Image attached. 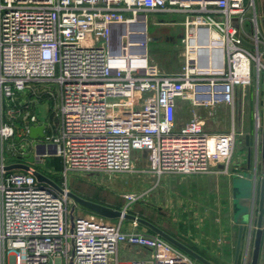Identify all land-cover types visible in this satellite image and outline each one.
Listing matches in <instances>:
<instances>
[{"label":"built area","instance_id":"built-area-1","mask_svg":"<svg viewBox=\"0 0 264 264\" xmlns=\"http://www.w3.org/2000/svg\"><path fill=\"white\" fill-rule=\"evenodd\" d=\"M158 13L183 17L173 20L184 27V63L174 73L149 58V16ZM263 78L256 0H0V264H121L122 243L150 249L149 259L127 264H196L153 231L73 211L70 197L33 170L44 172L55 151L65 180L72 172L228 171L238 133L209 131L196 113L179 125L178 100L234 106L239 89ZM47 102L57 129L37 115ZM18 121L26 136L11 157ZM42 124L45 137L32 138L30 127ZM135 149L147 151L150 167L135 165ZM27 154L30 170L4 169Z\"/></svg>","mask_w":264,"mask_h":264},{"label":"rangeland","instance_id":"rangeland-1","mask_svg":"<svg viewBox=\"0 0 264 264\" xmlns=\"http://www.w3.org/2000/svg\"><path fill=\"white\" fill-rule=\"evenodd\" d=\"M257 9L264 33V0H257ZM165 16L166 14L161 13L149 16L148 51L162 71H178L182 67L179 56L184 49L182 37L169 41L166 27L172 22H153L154 18L162 19ZM174 16L175 19H183L177 14ZM259 88L256 83H253L245 89H239L234 106L225 102L217 103L214 107L194 106L197 108L193 112L190 111L191 113H188L185 103L179 107L177 113L179 125L189 121L196 113L203 120V126L207 130L228 132L235 129L238 133L228 171L224 172L226 177L232 172L245 168L247 164L245 137L257 130L258 119L261 125L264 122V91L262 85L260 90ZM49 106V103L39 105L37 115L42 121L49 118L53 128L57 129V117L54 112H51ZM6 119L12 120L13 118L8 115ZM17 124V134L9 141L8 152L11 157L12 149L21 150L26 136L21 123L18 121ZM20 154L21 152L16 156L19 157ZM133 158L138 168L151 166L146 150L135 149ZM40 168L51 178L60 183L66 182L71 190H77L84 196L117 208H125L129 212L148 218L190 244L195 245L197 241L203 242L205 246H199L202 250L222 247V243H225L224 235L227 233H230V236L227 235L229 238L225 246L227 245L226 247L230 250L237 246V228L233 221V196L229 185L221 186L224 180H221L220 188L217 182L212 187H204L206 183L197 180V177L172 173L159 176L152 173L108 175L72 172L65 180L62 174V161L55 151L50 153ZM247 182L251 189L249 194H251L253 182L251 180ZM128 192L135 193L137 197L132 204H128L125 198ZM79 213L84 214L85 212L79 211ZM123 223L126 230L151 231L146 226L139 223L135 225L127 219ZM262 246H264V240ZM195 263L198 262L195 260Z\"/></svg>","mask_w":264,"mask_h":264},{"label":"crops","instance_id":"crops-1","mask_svg":"<svg viewBox=\"0 0 264 264\" xmlns=\"http://www.w3.org/2000/svg\"><path fill=\"white\" fill-rule=\"evenodd\" d=\"M178 16H181V15H178ZM174 17L175 16L166 15L165 18H162V20L172 22L169 25L167 24L168 26L166 27L167 28L166 31L168 34L167 39L169 41L177 40V38L180 39V37H183V34H184L183 25L173 22V20H178V19H175ZM178 21H181V19H179ZM153 38L155 39L154 36H153ZM169 44L175 45L176 43H169ZM182 45L184 47L183 43H182ZM148 54H149L150 60L154 63H157L153 59V57L149 51H148ZM179 54H180L179 56L181 58L182 65H183V63H184V49ZM164 72L174 73L177 71H164ZM261 85L263 86V91H264V78L262 79V82L260 84V88H261ZM260 88H259V90H260ZM184 103L187 106L188 113L193 112L195 110V108H197V107H194L195 105L192 103V101L190 99H180V100H178L177 113H178L180 105H182ZM189 117H190V115H189ZM258 124H260L259 119H258ZM263 131H264V122L262 125L260 124V127L258 130H256L254 133L252 132V134L249 135V137H250L249 144L247 143V139L245 137V139H246L245 140L246 141L245 154L247 155V164H246L244 169H239L236 172H232V174L230 176L227 175L228 177H226L224 172H222V171H214V172H210V173H201V174L190 175L194 178L197 177V180H200L203 183H206L204 185V187L205 186L206 187L207 186L212 187V185H214L215 182H217V185L219 183V188H220V183L222 182L221 180H224L223 185H221V186L226 187L229 185L231 192H232V196H233V177H234V175H240L241 177H246L248 180H251L253 182V189L256 191L255 192V199H254V208H253V223L251 224L249 222H246L243 224L244 225L243 226V236H242L241 248L239 250V255L237 254V249H238L240 223L235 221L234 210H233V221H234L236 228H237V240H236L237 246L232 250L227 248L226 247L227 245L225 246V244L228 242V238H229L227 235L229 234V236H230V233H227L224 235L225 243H222V245H223L222 247H220V248H208L207 251L199 248L200 245L205 246V244L203 242L197 241L198 243H196L195 245L190 244V243L186 242L185 240H183L182 238L171 233L174 236L178 237L180 240L184 241L185 243H187L188 245L193 247L195 250L200 252L202 255H204L205 257H207L211 261H213L215 264H250L251 263L252 251H253V246H254V239H255V234H256V230H257V220H258V216H259L260 185H261L262 178H264ZM216 132H223V131H216ZM225 178L227 179V183H226ZM205 190L207 191V188H205ZM232 207H233V201H232ZM131 222H133V221H131ZM263 222H264V218H263ZM149 257H150V249H148L146 247H140V246L130 245L127 243H122L120 246V249H119V258H120L121 264H127L130 261L135 260V259H149ZM195 260L198 262L197 264H204L201 261H198L197 259H195ZM259 264H264V246H262V249H261Z\"/></svg>","mask_w":264,"mask_h":264},{"label":"water","instance_id":"water-1","mask_svg":"<svg viewBox=\"0 0 264 264\" xmlns=\"http://www.w3.org/2000/svg\"><path fill=\"white\" fill-rule=\"evenodd\" d=\"M246 3L247 0H244ZM247 45L252 46L251 44L245 42ZM29 134L32 138L45 137V124L39 126H31L29 129ZM247 143L249 144L250 137L246 136ZM263 153H264V131H263ZM34 155L27 154L23 162H14L6 165L5 170L13 169H24L30 170V163L34 162ZM222 167V166H221ZM33 173L37 177L38 181L41 183H47L59 190L62 193H66L73 202V211L78 208L90 213L97 214L102 217L110 219H127L130 221L137 222L142 224L152 230L153 232L159 234L163 238L167 239L193 258L201 261L204 264H215L213 261L202 255L200 252L195 250L193 247L180 240L178 237L174 236L155 222L135 214L133 212L126 211L121 208L111 206L109 204L85 197L84 195L68 189L65 190L55 179L51 178L49 175L45 174L41 170L34 169ZM249 181L246 177H241L240 175H234L233 177V210L235 221L240 223L239 239H238V249L237 254L239 255V250L241 248L242 236H243V224L246 222L253 223V208H254V199H255V190H252V193L249 194L250 188L248 186ZM263 213H264V178L261 180L260 185V199H259V216L257 220V230L254 239V246L252 251L251 263L250 264H259L260 253L263 243ZM74 214L72 213V220Z\"/></svg>","mask_w":264,"mask_h":264},{"label":"trees","instance_id":"trees-1","mask_svg":"<svg viewBox=\"0 0 264 264\" xmlns=\"http://www.w3.org/2000/svg\"><path fill=\"white\" fill-rule=\"evenodd\" d=\"M74 191H76L77 192V190H74ZM79 193V192H78ZM81 194V193H80ZM83 195V194H82ZM85 197H87V196H85ZM88 198H90V197H88ZM91 199H93V198H91ZM95 200V199H94ZM168 231V230H167ZM169 232V231H168ZM171 233V232H170Z\"/></svg>","mask_w":264,"mask_h":264},{"label":"flooded vegetation","instance_id":"flooded-vegetation-1","mask_svg":"<svg viewBox=\"0 0 264 264\" xmlns=\"http://www.w3.org/2000/svg\"><path fill=\"white\" fill-rule=\"evenodd\" d=\"M160 20H162V19H160ZM263 218H264V213H263Z\"/></svg>","mask_w":264,"mask_h":264}]
</instances>
